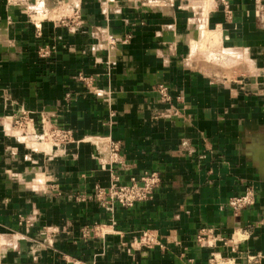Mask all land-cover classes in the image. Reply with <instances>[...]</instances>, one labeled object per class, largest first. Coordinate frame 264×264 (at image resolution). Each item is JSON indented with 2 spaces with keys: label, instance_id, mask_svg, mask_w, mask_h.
I'll list each match as a JSON object with an SVG mask.
<instances>
[{
  "label": "crops",
  "instance_id": "crops-1",
  "mask_svg": "<svg viewBox=\"0 0 264 264\" xmlns=\"http://www.w3.org/2000/svg\"><path fill=\"white\" fill-rule=\"evenodd\" d=\"M229 2L231 19L222 0H0V264H264V26L256 0ZM22 111L118 141L115 170L157 171L154 196L88 197L111 179L95 147L44 151Z\"/></svg>",
  "mask_w": 264,
  "mask_h": 264
},
{
  "label": "built area",
  "instance_id": "built-area-1",
  "mask_svg": "<svg viewBox=\"0 0 264 264\" xmlns=\"http://www.w3.org/2000/svg\"><path fill=\"white\" fill-rule=\"evenodd\" d=\"M225 15L228 19L232 18V8L229 0H222ZM255 14L257 19L264 25V1L256 0ZM56 51L55 44H47L38 49V56L46 58ZM88 82L85 78H82ZM159 91L164 99H167V87L159 86ZM50 119L42 117L38 123L34 116L27 111H22L19 116L14 118V124L24 134L35 138L43 144V150L46 146L49 149L59 150L71 142H88L96 150L95 156L99 161L102 169L110 170V184L106 187L96 185L94 192L88 197L95 199L104 206H113L120 204L123 207H132L137 202L149 200L154 196L157 188L161 183L160 174L157 171L145 170L138 175H132L128 180H123L120 174L115 170V165L119 162L120 144L110 136L87 135L76 139L71 129L64 128L57 124H50ZM255 203V192L247 189L243 194L231 197L227 202V207L237 213ZM97 228V226H95ZM89 232V231H88ZM88 232L86 234H88ZM197 241L201 245L216 246L218 242L228 243L219 234H216L212 228L202 227L198 230ZM140 242L146 245L154 246L160 244L156 235L146 230L143 232ZM209 264H235L232 259L225 258L218 252H212L209 258Z\"/></svg>",
  "mask_w": 264,
  "mask_h": 264
},
{
  "label": "rangeland",
  "instance_id": "rangeland-1",
  "mask_svg": "<svg viewBox=\"0 0 264 264\" xmlns=\"http://www.w3.org/2000/svg\"><path fill=\"white\" fill-rule=\"evenodd\" d=\"M257 20H258L259 24H261L262 26H264L263 23L259 21V19H257ZM61 24H62V25H67V20H65V19L63 18V20L61 21ZM56 48H57V47H56ZM49 57H50V56H49ZM46 58H47V57H46ZM49 123L52 124L51 120H50ZM33 139H34L35 144L38 145L37 147H39L40 149H42V148H43V144H42L40 141H37L35 138H33ZM39 144H40V145H39ZM48 150H53V149H49L48 146H46V150H44V151H48Z\"/></svg>",
  "mask_w": 264,
  "mask_h": 264
},
{
  "label": "bare ground",
  "instance_id": "bare-ground-1",
  "mask_svg": "<svg viewBox=\"0 0 264 264\" xmlns=\"http://www.w3.org/2000/svg\"><path fill=\"white\" fill-rule=\"evenodd\" d=\"M204 29V28H203Z\"/></svg>",
  "mask_w": 264,
  "mask_h": 264
}]
</instances>
